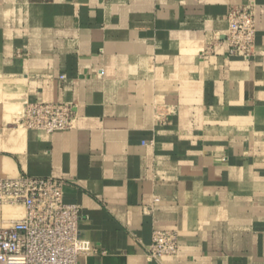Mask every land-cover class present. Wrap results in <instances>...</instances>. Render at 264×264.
Segmentation results:
<instances>
[{
    "label": "crops",
    "instance_id": "0c3cea01",
    "mask_svg": "<svg viewBox=\"0 0 264 264\" xmlns=\"http://www.w3.org/2000/svg\"><path fill=\"white\" fill-rule=\"evenodd\" d=\"M249 0H0V177L71 178L78 264H264V0L250 59L230 55ZM76 106L74 129L17 124ZM155 229L177 256L149 260Z\"/></svg>",
    "mask_w": 264,
    "mask_h": 264
},
{
    "label": "built area",
    "instance_id": "2783aa9c",
    "mask_svg": "<svg viewBox=\"0 0 264 264\" xmlns=\"http://www.w3.org/2000/svg\"><path fill=\"white\" fill-rule=\"evenodd\" d=\"M225 32L230 55L250 59L256 43V2H238L228 14ZM17 124L48 133L74 129L76 106L66 102H26ZM71 178L0 177V264H78L98 247L81 236V205L65 201ZM10 207L21 213L11 215ZM180 237L174 229H155L146 250L149 260L177 256Z\"/></svg>",
    "mask_w": 264,
    "mask_h": 264
},
{
    "label": "bare ground",
    "instance_id": "6f19581e",
    "mask_svg": "<svg viewBox=\"0 0 264 264\" xmlns=\"http://www.w3.org/2000/svg\"><path fill=\"white\" fill-rule=\"evenodd\" d=\"M18 208L20 209V207H10L9 210L12 209V211H9V210H8V212H9L11 215H13V214H15V213L20 214V212H17V211H16V209H18ZM20 211H21V209H20Z\"/></svg>",
    "mask_w": 264,
    "mask_h": 264
},
{
    "label": "rangeland",
    "instance_id": "374dc122",
    "mask_svg": "<svg viewBox=\"0 0 264 264\" xmlns=\"http://www.w3.org/2000/svg\"><path fill=\"white\" fill-rule=\"evenodd\" d=\"M9 211H12V209H10ZM16 211L21 213V211H20V209H19V208H18V209H16Z\"/></svg>",
    "mask_w": 264,
    "mask_h": 264
}]
</instances>
